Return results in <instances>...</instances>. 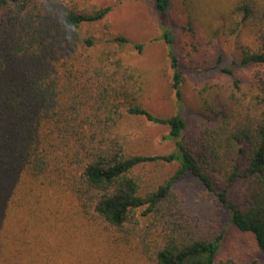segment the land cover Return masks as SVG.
Returning <instances> with one entry per match:
<instances>
[{"label": "trees", "instance_id": "16d2710c", "mask_svg": "<svg viewBox=\"0 0 264 264\" xmlns=\"http://www.w3.org/2000/svg\"><path fill=\"white\" fill-rule=\"evenodd\" d=\"M86 1L0 0L5 7L0 19V264L61 259V246L72 242L85 215L119 233L121 241L138 239L147 264H239L217 258L223 233L199 235L197 223L174 197V185L185 174L214 194L229 221L250 235L264 255V108L243 114L224 100L217 103L211 87H204L210 122L194 152L183 134L182 72L171 22L159 20V38L178 109L160 116L141 101L137 69L98 48L102 38L94 25L111 7L89 9ZM153 2L157 13H168L170 0ZM189 4L185 28L198 36L196 5ZM233 13L256 36L257 48L239 45L237 57L220 67L227 74L234 65L264 64V9L247 0ZM103 39L139 52L143 47L124 34ZM222 59L219 54L214 66ZM259 78L264 86V75ZM134 119L165 126L175 149L129 152L126 121ZM159 162L178 165L142 193L133 169ZM206 169L222 173L228 184L246 181L242 200L230 199Z\"/></svg>", "mask_w": 264, "mask_h": 264}, {"label": "rangeland", "instance_id": "374dc122", "mask_svg": "<svg viewBox=\"0 0 264 264\" xmlns=\"http://www.w3.org/2000/svg\"><path fill=\"white\" fill-rule=\"evenodd\" d=\"M247 0H170L167 14L157 13L153 0H88L84 5L94 9L109 5L110 12L94 26L99 38L98 48L109 50L135 67L141 75L143 90L141 101L154 114L168 116L177 109L176 96L171 82L166 49L159 38V20L170 21L175 35V47L182 72L181 93L186 118L184 139L197 150V137L208 122V109L202 90L211 87L213 100L229 103L236 111L250 114L264 108V64L234 65L233 73L227 74L221 66L229 65L241 50L239 45L257 48L256 36L249 26L239 22V13H233L238 3ZM264 9V0H249ZM196 5L195 14L201 34L193 36L185 28L190 4ZM5 7L0 4V19ZM224 26H219L220 24ZM217 31L216 33H214ZM124 34L132 42L143 43L139 52L130 44L106 43V35ZM223 59L217 65L218 55ZM264 110V109H263ZM131 133L129 152L168 153L175 149L174 140L166 138L168 129L163 125L143 119L127 120ZM172 163H147L138 165L133 174L139 177L141 192L163 182L177 167ZM217 187L227 188L230 199L240 202L247 182L240 178L228 184L222 173L206 169ZM174 197L198 227L199 235L214 237L223 233L217 253L218 259L231 258L239 264H264V255L256 247L253 238L241 232L229 221L227 209L214 194L194 176L185 174L174 185ZM140 209L136 212L142 220ZM81 226L69 241L61 246V259H38L48 264H147L148 257L143 245L136 238L121 241L119 233L112 232L102 223L85 215ZM91 220V221H89ZM46 228L41 229L44 234ZM74 240V241H73ZM53 261V263H52Z\"/></svg>", "mask_w": 264, "mask_h": 264}]
</instances>
